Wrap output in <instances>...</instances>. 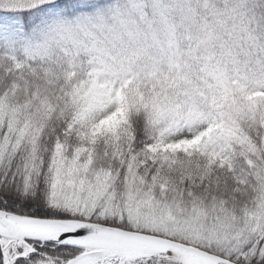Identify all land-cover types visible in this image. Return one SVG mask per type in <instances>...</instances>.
Masks as SVG:
<instances>
[{
  "label": "snow or ice",
  "instance_id": "6c2138e0",
  "mask_svg": "<svg viewBox=\"0 0 264 264\" xmlns=\"http://www.w3.org/2000/svg\"><path fill=\"white\" fill-rule=\"evenodd\" d=\"M0 264H264V0H0Z\"/></svg>",
  "mask_w": 264,
  "mask_h": 264
}]
</instances>
